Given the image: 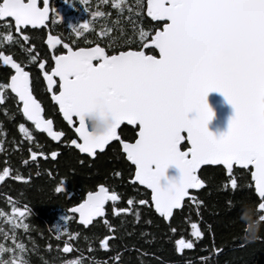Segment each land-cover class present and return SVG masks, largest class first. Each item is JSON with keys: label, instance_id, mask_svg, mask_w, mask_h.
Instances as JSON below:
<instances>
[{"label": "snow or ice", "instance_id": "snow-or-ice-1", "mask_svg": "<svg viewBox=\"0 0 264 264\" xmlns=\"http://www.w3.org/2000/svg\"><path fill=\"white\" fill-rule=\"evenodd\" d=\"M80 2L93 19L69 25L67 42L62 35L50 33L48 48L62 47L51 56L54 64L46 66V60L35 53V46H26L29 30L47 28L48 21L55 24L62 19L60 14L49 0H0V62L13 70L10 79L0 83V103L8 98L10 90L18 110L35 129L52 141L65 138L64 143L86 158H99L114 142L133 169L129 182L143 186L150 199L129 196L127 206H120L117 202L121 194L100 182L69 211L78 214L84 226L95 227L100 224L95 218L106 216L108 202L113 216L131 214L136 220L141 219L142 206H148L170 231L176 232L169 221L182 214L185 205L188 211L195 205L199 214L202 201L190 192L205 184L197 170L202 165H220L227 176L225 186L233 190L238 186L237 173L250 174L258 219L264 221V0H111V7L117 11L111 25L107 22L109 13L99 7L91 10L88 0ZM96 18H103L99 30L94 27ZM16 45L26 53L25 60L18 61L3 50ZM27 64L38 67L51 100L74 138L55 130L54 120L46 117L45 108L34 95ZM210 92L222 93L235 110L228 131L220 136L207 127L215 115L206 99ZM190 113L195 115L190 117ZM109 114L113 120L109 130L94 135L86 117L94 115L104 120ZM122 125L132 126L135 135L125 137ZM18 128L32 145L34 136L29 128L24 123ZM35 147L41 149L43 145L35 142ZM28 152L36 162L38 156L57 159L60 149L33 151L30 146ZM21 162L28 164L27 159ZM173 165L179 169V178L162 184V179H167L166 169ZM113 175L122 174L114 171ZM6 177L22 182L30 179L9 166L0 170V181ZM64 187L61 180L54 190L61 193ZM7 200L12 215L0 210V217L7 218L11 230L0 229V264H30V250L19 240L16 229H29L25 219L31 210L27 205L17 206L11 196ZM62 219L67 221L69 217L64 215ZM103 226L113 234L97 237L100 249L111 250L107 260H95L94 256L85 259L81 251L62 264H125L122 252L114 247V238H118L115 226L108 219H103ZM190 228L194 239H176V252L193 249L204 236L197 222L192 221ZM62 233L57 230L56 239H63L62 252L69 253L76 247L79 234L67 228ZM8 240L10 244L4 243ZM84 240L89 251H94L92 239L85 236ZM55 248L60 249V245ZM31 250H35L34 242ZM220 252L213 239L207 255L200 257L201 264H213L214 255Z\"/></svg>", "mask_w": 264, "mask_h": 264}, {"label": "trees", "instance_id": "trees-1", "mask_svg": "<svg viewBox=\"0 0 264 264\" xmlns=\"http://www.w3.org/2000/svg\"><path fill=\"white\" fill-rule=\"evenodd\" d=\"M55 3L60 8L62 19L56 21L51 32L62 35L66 42L70 34L69 25L78 26L83 19H93L90 11L88 13L83 11L85 5L81 4L80 0H55ZM88 4L92 6L91 10L99 7L101 11L109 13L107 21L109 25L116 19L117 11L111 7V0H106L104 3L100 0H88ZM102 23L103 18H96L94 27L99 30ZM46 34V30L31 31L30 38L33 40L30 44L35 46V53H38L40 58H44L47 64H53L49 54H46L48 58L45 56ZM72 38L77 41L80 39L74 36ZM5 49L6 54L10 52L18 61L26 59V53L18 45L12 46L11 49L6 46ZM26 69L31 71L34 89L41 88L43 82L38 67L27 64ZM11 74L10 69L0 62V83L7 82ZM36 93L38 94L37 91ZM7 97L3 103H0V131H2L0 140L3 141L0 145V170L4 166H9L22 175L29 176L30 179L28 182H22L6 177L1 182L0 210L12 215L8 196L13 198L17 206L27 205L31 210L25 219L30 226L29 229L27 231L22 228L16 229L19 240L30 250L28 252L30 264H44L45 261L48 264H62L64 260L79 256L81 251L85 259L94 256L95 260H107L111 250L100 249L97 237L113 234L108 233L103 226V219H108L115 226V237L118 238H114V247L122 252L125 264H201L200 257L207 255L213 239L216 246L221 249L220 253L214 255L213 264H264V232L255 240L244 239V234L254 228V222L262 221L258 219L255 207L257 196L251 187L250 174L247 171L237 173L238 186L233 190L230 185L225 186L227 176L221 166L202 168L199 175L205 180V186L192 194L202 201L199 214L197 215L195 211V205H191V211H188V205H185L183 213L175 215L174 219L169 221L176 232L170 231L154 209L148 206H142L140 220H136L131 214L113 216L109 208L106 210V216L98 219L99 225L84 227L78 224L77 217L70 214L69 209L82 202L87 191L94 190L100 182H105L121 194L122 199L117 202L120 206H127L126 198L129 196L137 199H150V196L143 188L133 186L129 182L133 169L129 168L130 163L123 157L122 150L117 144L113 142L99 158H86L79 154L78 150H74L73 146L64 143L65 138L60 143H54L45 134L36 132L18 110L19 105L16 104L14 97L8 94V90ZM39 98H42L40 94ZM41 101L46 117L50 116L54 120L55 130H62L67 138H74L72 130L63 121L58 108L50 103L48 98H42ZM19 123H24L29 128L34 140H38L43 148L38 149L34 144L29 145L19 132ZM122 128L125 137L131 138L135 135L132 128L127 126ZM30 146L33 151H47L58 146L60 154L55 160L51 157L38 156L37 161L33 162L28 152ZM22 159H27L28 164H23ZM81 160H84L83 164L80 163ZM204 169L207 171L204 172ZM114 171H120L122 175L115 177ZM61 180L65 187L61 193H56L55 186ZM64 215H68L67 221L62 219ZM149 220L152 223H147ZM192 221L197 222L204 236L200 241L195 242L193 249H184L178 253L175 250L176 239L180 237L194 239L190 228ZM245 226H247L246 232ZM63 228L79 234L75 241L76 247L69 253L62 252L63 239L59 241L56 239L57 230H61L63 235ZM0 229L3 232H10L11 225L6 217H0ZM85 236L92 239L94 251H89L88 242L84 240ZM2 240L3 235L0 233V241ZM33 242L34 251L31 250ZM4 243L10 244L11 241ZM49 244L53 245L51 249L47 247ZM57 244L60 245V249L55 248Z\"/></svg>", "mask_w": 264, "mask_h": 264}, {"label": "water", "instance_id": "water-1", "mask_svg": "<svg viewBox=\"0 0 264 264\" xmlns=\"http://www.w3.org/2000/svg\"><path fill=\"white\" fill-rule=\"evenodd\" d=\"M46 23H49V21L46 22ZM37 28L41 29V28H43V26H39ZM46 43H47V39H46ZM9 68H10V66H9ZM206 99H207V102H208L209 106L212 108V110H213V112L215 114L214 115V118L211 121H209L207 127H208L209 131H211L214 135L220 136L221 134H223V133H225V132L228 131L229 122H230L231 118L235 115V110H234L233 106L230 103H228V101L226 100V98L224 97V95L222 93H220V92H210V93H208ZM189 115L191 117V116L195 115V113H190ZM27 122H29L30 124H32L30 121H27ZM123 126H125V125H122L121 127H123ZM127 127L132 128V126H127ZM35 130H36V132L43 133V134H45L47 136L46 133H44V132H42L40 130H37V129H35ZM48 138L51 140L50 137H48ZM62 140H63V138H62ZM53 142L59 143V142H56V141H53ZM81 155L85 156V154H81ZM91 159H94V158H91ZM207 166L217 167V166H220V165H202L201 166V169H198L197 170V174L199 175V173L202 170V168L207 167ZM165 176L167 177V179H162V181H161L162 184L167 183V180L168 179H173V180L178 179L179 176H180L179 169H177L174 165L173 166H170L168 169H166ZM1 182L2 181H0V184H1ZM204 186H205V184H204ZM139 187H142L143 188V186H139ZM199 190H201V189H198V190H190V192L193 194V192H198ZM85 198H86V196H85ZM174 211H177V210H174ZM69 213L72 214V215H75L77 217L78 224L84 226L79 221L78 214H73L70 211H69ZM95 219L98 220L100 218H95ZM84 227H88V226H84Z\"/></svg>", "mask_w": 264, "mask_h": 264}, {"label": "flooded vegetation", "instance_id": "flooded-vegetation-1", "mask_svg": "<svg viewBox=\"0 0 264 264\" xmlns=\"http://www.w3.org/2000/svg\"><path fill=\"white\" fill-rule=\"evenodd\" d=\"M40 2L42 3V0H40ZM49 3H50V5L52 6V7H54L56 10H57V12L60 14L61 13V11H60V8L59 7H57V5H56V3H55V0H49ZM53 23H51L50 21H49V23H48V27L47 28H45V27H43V28H41V29H39V28H36V29H31L30 28V30H29V35H30V32L31 31H34V30H46V35H48V34H53V35H55L54 33H52L51 32V30L53 29ZM13 35L14 36H17L18 38H19V34H17V33H15V31H13ZM47 37V36H46ZM46 39L47 38H45V40H44V43H45V46H46V49H47V52H45V56H46V54H49V58L51 59V56L54 54V53H56L57 52V50L58 49H60L62 46L61 45H58V46H56V48L55 49H49L48 48V46H47V43H46ZM33 39L32 38H30V41L26 44L27 46L29 45V46H32V44H30V42L32 41ZM5 48H6V46H5ZM3 49L4 51L6 50V49ZM21 49V48H20ZM58 54V53H57ZM43 55H44V53H43ZM41 57V56H40ZM47 57V56H46ZM48 58V57H47ZM53 64H54V61H53ZM3 65V64H2ZM5 66V65H4ZM46 66H47V62H46ZM6 67H8L9 68V66H6ZM28 67V66H27ZM10 69V68H9ZM27 70V69H26ZM10 71L11 72H13L11 69H10ZM9 79H10V77H9ZM40 79L42 80V82H43V85L41 86V88H38L37 90H35L34 89V87H33V90H34V95H36V97L41 101V99L42 98H48V100L50 101V103H53L54 105H55V103L51 100V93H49L48 91H47V85H46V83L43 81V76H42V74L40 73ZM55 87V86H54ZM36 91L38 92V94L36 93ZM8 94L9 95H12L13 97H14V95L10 92V90H8ZM39 94L41 95V99L39 98ZM41 103H42V101H41ZM16 104L18 105V102L16 101ZM56 106V105H55ZM57 107V106H56ZM58 108V107H57ZM32 125V124H31ZM33 126V125H32ZM34 127V126H33ZM35 129V128H34ZM54 129H55V127H54ZM64 139V138H63ZM35 142H39L38 140L36 141V140H34V145H35ZM55 143V142H54ZM60 143V142H59ZM140 188H142V187H140ZM110 206H111V202H108V204L106 205V210H109V208H110Z\"/></svg>", "mask_w": 264, "mask_h": 264}, {"label": "clouds", "instance_id": "clouds-1", "mask_svg": "<svg viewBox=\"0 0 264 264\" xmlns=\"http://www.w3.org/2000/svg\"><path fill=\"white\" fill-rule=\"evenodd\" d=\"M86 118L90 124L91 132L97 136L104 135L113 123L110 114L104 120L98 119L93 115H88ZM254 224V228L244 234V239L247 241H252L259 238L260 234L264 232V221L257 220L254 222Z\"/></svg>", "mask_w": 264, "mask_h": 264}, {"label": "rangeland", "instance_id": "rangeland-1", "mask_svg": "<svg viewBox=\"0 0 264 264\" xmlns=\"http://www.w3.org/2000/svg\"><path fill=\"white\" fill-rule=\"evenodd\" d=\"M85 21H86V20H85V19H83V20H81V21L79 22V24H80V23H83V22H85Z\"/></svg>", "mask_w": 264, "mask_h": 264}]
</instances>
